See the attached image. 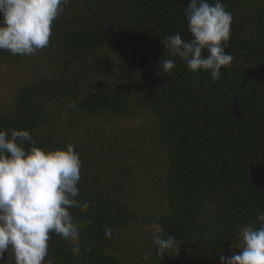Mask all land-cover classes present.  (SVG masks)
I'll return each instance as SVG.
<instances>
[{
    "label": "trees",
    "instance_id": "1",
    "mask_svg": "<svg viewBox=\"0 0 264 264\" xmlns=\"http://www.w3.org/2000/svg\"><path fill=\"white\" fill-rule=\"evenodd\" d=\"M221 2L233 14L225 52L234 60L215 82L162 43L192 38L189 0L64 5L36 54L47 68L0 107V129H27L44 148L71 142L83 162L78 199L89 208L70 211L92 223L81 229L79 255L53 233L46 264H221L238 251L237 225L260 226L264 0ZM23 57L0 50V62ZM160 58L175 61L171 74L159 72ZM76 127L84 133L69 138ZM157 235L177 242L164 256Z\"/></svg>",
    "mask_w": 264,
    "mask_h": 264
},
{
    "label": "clouds",
    "instance_id": "2",
    "mask_svg": "<svg viewBox=\"0 0 264 264\" xmlns=\"http://www.w3.org/2000/svg\"><path fill=\"white\" fill-rule=\"evenodd\" d=\"M70 2L0 0V50L26 57L49 47L53 23ZM185 18L192 38L185 40L180 33L164 36L167 56H178L190 72H210L211 80L219 81L222 67L234 60L225 52L233 14L221 0H189ZM174 68L173 59L160 58V73L162 69L171 74ZM82 166L71 142L44 148L27 129H0V264H5L6 252L14 264H46L53 233L69 244L73 255L80 254L81 229L92 223L90 217L77 221L70 211L89 208L88 201L78 199ZM257 220L259 227L236 226L240 252L221 255V264H264V213ZM111 231L105 229L106 237ZM176 243L170 235L154 237L161 256Z\"/></svg>",
    "mask_w": 264,
    "mask_h": 264
},
{
    "label": "rangeland",
    "instance_id": "3",
    "mask_svg": "<svg viewBox=\"0 0 264 264\" xmlns=\"http://www.w3.org/2000/svg\"><path fill=\"white\" fill-rule=\"evenodd\" d=\"M39 59L37 55H34L23 57L18 61L0 62V107L11 104L12 97L21 83L26 82L32 76H36V74L47 68ZM117 122L119 126L122 127L123 125L133 124L135 121L120 119ZM84 128L85 127H76L73 129L74 131L72 130L69 134V138H72V134H76L77 132L84 133ZM65 131L70 132L69 130ZM65 134L67 133L65 132ZM236 252L239 253L240 249L238 248ZM7 255L8 253L6 252L4 258L7 257Z\"/></svg>",
    "mask_w": 264,
    "mask_h": 264
}]
</instances>
